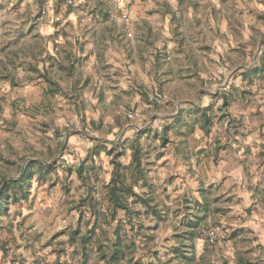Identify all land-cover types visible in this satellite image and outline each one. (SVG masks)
<instances>
[{"label":"rangeland","instance_id":"obj_1","mask_svg":"<svg viewBox=\"0 0 264 264\" xmlns=\"http://www.w3.org/2000/svg\"><path fill=\"white\" fill-rule=\"evenodd\" d=\"M21 1L0 2V264H254L264 0Z\"/></svg>","mask_w":264,"mask_h":264},{"label":"crops","instance_id":"obj_2","mask_svg":"<svg viewBox=\"0 0 264 264\" xmlns=\"http://www.w3.org/2000/svg\"><path fill=\"white\" fill-rule=\"evenodd\" d=\"M14 2V0H12ZM20 1V0H19ZM1 2V0H0ZM10 5L12 3L9 2ZM22 7L26 5V1H21ZM25 9V8H24ZM2 17L0 16V24H1ZM115 43L116 40H114ZM93 45H95V42L93 40ZM122 50L125 51V48L122 47ZM96 55V54H95ZM95 62V59L93 60ZM108 62H111L113 64H116L117 61L114 59V57L110 56V59ZM116 69L112 68V72L114 73ZM103 78V76L101 77ZM112 78L115 82H111V85L114 87H118L119 91L122 89L121 87H124L123 85H127V82L123 79H120L119 81H116L115 79H119L120 77L112 75ZM103 81L100 79V81L97 83L95 82L94 85L97 87L96 91L99 92H106V88L103 86ZM110 83V82H109ZM82 87V85L80 86ZM85 89H81L80 92L84 91ZM114 92V89H113ZM118 93V92H117ZM113 98L112 96L108 97V101H111ZM237 152L232 149L228 151V153L225 155V159H223L222 164L220 166V171L222 172L221 177H227L228 175L232 176H238L241 172H244V160H240L239 156H242L244 153V150L238 155ZM230 188V187H228ZM263 210L259 206V213L254 212L251 216V218L246 221L247 228L250 230L249 237L253 238L252 243L250 244L249 249L253 252L252 254V261L254 264H264V214H261ZM244 226V225H243ZM258 261V262H257Z\"/></svg>","mask_w":264,"mask_h":264},{"label":"built area","instance_id":"obj_3","mask_svg":"<svg viewBox=\"0 0 264 264\" xmlns=\"http://www.w3.org/2000/svg\"><path fill=\"white\" fill-rule=\"evenodd\" d=\"M229 235V229L224 225H215L209 229L207 233L208 241L212 244H216L219 241L226 239Z\"/></svg>","mask_w":264,"mask_h":264}]
</instances>
